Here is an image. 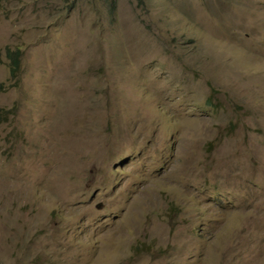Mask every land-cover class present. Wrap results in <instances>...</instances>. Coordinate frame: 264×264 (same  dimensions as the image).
Returning <instances> with one entry per match:
<instances>
[{
	"label": "rangeland",
	"instance_id": "obj_1",
	"mask_svg": "<svg viewBox=\"0 0 264 264\" xmlns=\"http://www.w3.org/2000/svg\"><path fill=\"white\" fill-rule=\"evenodd\" d=\"M0 264H264V0H0Z\"/></svg>",
	"mask_w": 264,
	"mask_h": 264
},
{
	"label": "trees",
	"instance_id": "obj_2",
	"mask_svg": "<svg viewBox=\"0 0 264 264\" xmlns=\"http://www.w3.org/2000/svg\"><path fill=\"white\" fill-rule=\"evenodd\" d=\"M138 3H141L142 0H137ZM6 56L9 59V71L11 75H15L19 69L20 65V55L21 51L18 48L10 49L6 48Z\"/></svg>",
	"mask_w": 264,
	"mask_h": 264
},
{
	"label": "bare ground",
	"instance_id": "obj_3",
	"mask_svg": "<svg viewBox=\"0 0 264 264\" xmlns=\"http://www.w3.org/2000/svg\"><path fill=\"white\" fill-rule=\"evenodd\" d=\"M63 94V93H62ZM64 96V95H63ZM67 100V99H66ZM54 178V177H53ZM54 187V186H53Z\"/></svg>",
	"mask_w": 264,
	"mask_h": 264
}]
</instances>
